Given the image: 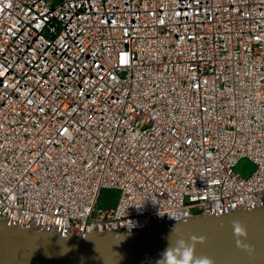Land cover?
<instances>
[{"label":"built area","instance_id":"obj_1","mask_svg":"<svg viewBox=\"0 0 264 264\" xmlns=\"http://www.w3.org/2000/svg\"><path fill=\"white\" fill-rule=\"evenodd\" d=\"M258 205L264 0H0L1 215L67 235Z\"/></svg>","mask_w":264,"mask_h":264},{"label":"water","instance_id":"obj_2","mask_svg":"<svg viewBox=\"0 0 264 264\" xmlns=\"http://www.w3.org/2000/svg\"><path fill=\"white\" fill-rule=\"evenodd\" d=\"M183 239L194 241L195 257L212 264H264V205L195 214L134 232L67 235L55 226L21 224L0 214V264H176L173 252L179 249L170 247Z\"/></svg>","mask_w":264,"mask_h":264},{"label":"clouds","instance_id":"obj_3","mask_svg":"<svg viewBox=\"0 0 264 264\" xmlns=\"http://www.w3.org/2000/svg\"><path fill=\"white\" fill-rule=\"evenodd\" d=\"M234 228L237 229L241 234L243 229L240 227L239 221H233ZM194 241L183 239L177 240L171 249H179L178 252L174 251L173 254L176 256V264H184V261H188V264H212V261L207 257H195L193 255Z\"/></svg>","mask_w":264,"mask_h":264},{"label":"rangeland","instance_id":"obj_4","mask_svg":"<svg viewBox=\"0 0 264 264\" xmlns=\"http://www.w3.org/2000/svg\"><path fill=\"white\" fill-rule=\"evenodd\" d=\"M256 169V166L247 158H242L238 165L237 170L247 176ZM119 192L113 189L102 190L100 195L99 204L101 206H115L118 202Z\"/></svg>","mask_w":264,"mask_h":264}]
</instances>
